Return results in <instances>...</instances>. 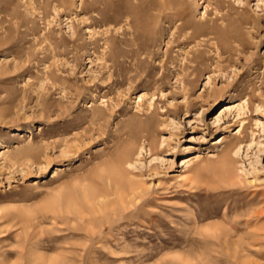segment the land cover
<instances>
[{
    "label": "rangeland",
    "instance_id": "rangeland-1",
    "mask_svg": "<svg viewBox=\"0 0 264 264\" xmlns=\"http://www.w3.org/2000/svg\"><path fill=\"white\" fill-rule=\"evenodd\" d=\"M0 264H264V0H0Z\"/></svg>",
    "mask_w": 264,
    "mask_h": 264
},
{
    "label": "bare ground",
    "instance_id": "bare-ground-1",
    "mask_svg": "<svg viewBox=\"0 0 264 264\" xmlns=\"http://www.w3.org/2000/svg\"><path fill=\"white\" fill-rule=\"evenodd\" d=\"M187 25V24H186ZM186 27V26H185ZM199 29H197V31H198ZM216 31V30H215ZM214 32V31H213ZM215 34L217 33L218 34V32H214ZM218 37H226V34H224V33H220V34H218ZM222 38V39H223ZM224 40V39H223ZM136 52V51H135ZM234 104H236V103H234ZM233 104L232 103H230V104H227V105H224L223 106V109L221 110L222 112H220L221 113V115H228V113H230L233 109H235L236 108V110H237V113H239V115L241 114V112H242V110H243V108L241 107V104H237V106L236 105H234V106H232ZM238 115V116H239ZM218 118V122H221L222 121V118L221 117H217ZM238 146V145H237ZM236 145H231V148H229V150L230 151H228V152H226L225 154H224V157H223V159H221V161L218 163V169L217 170H220L221 172H224L225 173V175H230V176H233V174H230V172H231V168H232V162H234L233 161V157L231 156V153H233V151L236 149V147H237ZM192 160V159H191ZM190 160V161H191ZM189 163V162H188ZM206 169V168H205ZM116 171V170H115ZM202 171V170H201ZM200 172V171H199ZM216 172V171H215ZM218 172V171H217ZM118 173V172H117ZM116 173V175L115 176H119L118 174ZM114 174V173H113ZM222 173H220V176H222L221 175ZM229 176V180H230V178H232V177H230ZM116 177V178H117ZM226 177V176H225ZM226 179V178H225ZM228 179V178H227ZM228 181V180H227ZM118 183V182H117ZM117 187H119L118 186V184L116 185ZM131 186V185H130ZM117 189V188H116ZM117 198L119 199V200H121V201H123V198H124V194L121 192V190H117ZM101 195V194H100ZM86 200H87V202H91V200L93 199L91 196H89L88 194H86V198H85ZM67 202H69V203H67L68 205L66 206V211L69 213L70 212V206H71V204L72 203H74L73 202V200L71 199V197L70 196H68L67 197ZM107 203V202H106ZM121 203V202H120ZM74 206V205H73ZM74 207H76V206H74ZM70 214V213H69Z\"/></svg>",
    "mask_w": 264,
    "mask_h": 264
}]
</instances>
